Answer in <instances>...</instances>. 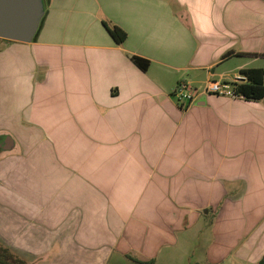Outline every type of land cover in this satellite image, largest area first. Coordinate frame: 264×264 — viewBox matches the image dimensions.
<instances>
[{
    "label": "crops",
    "instance_id": "obj_1",
    "mask_svg": "<svg viewBox=\"0 0 264 264\" xmlns=\"http://www.w3.org/2000/svg\"><path fill=\"white\" fill-rule=\"evenodd\" d=\"M44 2L33 41L0 38V132L50 153L1 166L0 244L28 264H259L264 98L174 91L264 70V0Z\"/></svg>",
    "mask_w": 264,
    "mask_h": 264
},
{
    "label": "water",
    "instance_id": "obj_2",
    "mask_svg": "<svg viewBox=\"0 0 264 264\" xmlns=\"http://www.w3.org/2000/svg\"><path fill=\"white\" fill-rule=\"evenodd\" d=\"M44 15V0H0V38L33 41ZM0 145L12 150L15 140L10 134H5Z\"/></svg>",
    "mask_w": 264,
    "mask_h": 264
},
{
    "label": "trees",
    "instance_id": "obj_3",
    "mask_svg": "<svg viewBox=\"0 0 264 264\" xmlns=\"http://www.w3.org/2000/svg\"><path fill=\"white\" fill-rule=\"evenodd\" d=\"M45 1V0H44ZM113 37L119 42L123 43L127 34L117 25H109L105 22ZM135 62L144 70L148 69L149 62L140 57H134ZM247 76V80L237 84L236 92L247 99H262L264 98V70L261 68H249L243 71ZM135 262L142 264H151L155 260L143 261L131 255H127ZM0 263L2 264H28L24 259L17 256L9 248L0 244ZM199 264V263H194ZM259 264H264V257Z\"/></svg>",
    "mask_w": 264,
    "mask_h": 264
},
{
    "label": "built area",
    "instance_id": "obj_4",
    "mask_svg": "<svg viewBox=\"0 0 264 264\" xmlns=\"http://www.w3.org/2000/svg\"><path fill=\"white\" fill-rule=\"evenodd\" d=\"M245 80H247V76L245 74H241L237 78H234L232 80H210L202 89H198L192 86L190 83L183 81L180 82L175 88L174 96L176 97L179 104L184 108L190 106L201 91L205 93H214L233 98L243 97L236 92V87L238 83Z\"/></svg>",
    "mask_w": 264,
    "mask_h": 264
},
{
    "label": "rangeland",
    "instance_id": "obj_5",
    "mask_svg": "<svg viewBox=\"0 0 264 264\" xmlns=\"http://www.w3.org/2000/svg\"><path fill=\"white\" fill-rule=\"evenodd\" d=\"M7 132L3 131L0 132V136L1 135H5ZM45 148L46 154H50L48 151V148L46 147H39V146H23L22 145V141L19 140L17 147L14 150H6L5 148H1L0 149V168H2L1 166H3V164L10 158L11 163L14 164H20V162H22V157H34L37 156L39 153H41L40 151ZM49 242V241H47ZM50 243H46V245H49ZM52 245V244H51ZM62 250H63V254L61 256V258L57 257L56 261L58 262H64L67 261V259L65 258L64 252L66 251H70V246L71 244L64 243L62 244ZM46 260H49L48 258ZM54 263V262H53ZM2 264V263H0ZM41 264H47V263H42ZM123 264H133L132 262L128 261L127 259H125V261L123 262Z\"/></svg>",
    "mask_w": 264,
    "mask_h": 264
},
{
    "label": "flooded vegetation",
    "instance_id": "obj_6",
    "mask_svg": "<svg viewBox=\"0 0 264 264\" xmlns=\"http://www.w3.org/2000/svg\"><path fill=\"white\" fill-rule=\"evenodd\" d=\"M3 136H4V135H1V136H0V142L2 141ZM3 144H4V143H3ZM1 148H4L3 145H0V149H1Z\"/></svg>",
    "mask_w": 264,
    "mask_h": 264
}]
</instances>
